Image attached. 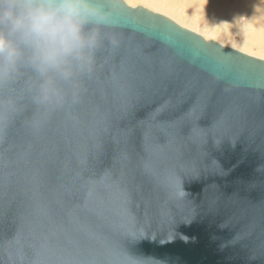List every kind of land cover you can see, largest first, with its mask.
<instances>
[{
  "label": "water",
  "instance_id": "1",
  "mask_svg": "<svg viewBox=\"0 0 264 264\" xmlns=\"http://www.w3.org/2000/svg\"><path fill=\"white\" fill-rule=\"evenodd\" d=\"M98 2L88 63L0 69V264H264V59Z\"/></svg>",
  "mask_w": 264,
  "mask_h": 264
},
{
  "label": "clouds",
  "instance_id": "2",
  "mask_svg": "<svg viewBox=\"0 0 264 264\" xmlns=\"http://www.w3.org/2000/svg\"><path fill=\"white\" fill-rule=\"evenodd\" d=\"M107 21L98 0H0V69H14L26 49L40 74L67 75L70 61H90L95 33L85 27Z\"/></svg>",
  "mask_w": 264,
  "mask_h": 264
},
{
  "label": "rangeland",
  "instance_id": "3",
  "mask_svg": "<svg viewBox=\"0 0 264 264\" xmlns=\"http://www.w3.org/2000/svg\"><path fill=\"white\" fill-rule=\"evenodd\" d=\"M136 2L139 4L143 1L137 0ZM160 2L163 5H166L165 11L168 14H170L177 20H180L186 26L192 28L195 31L198 30L202 34H222L223 36H218L225 42H227V37H232L231 41H228L232 44L236 41L239 43L243 42L241 37L244 34H241L239 25L237 23V20L235 19L237 15H239V17H242V20L240 19L239 21L240 23H242L244 22V20H246L245 17H250L251 20L252 17H258L261 14H264V0H160ZM186 9L188 10V13H191L192 15L198 16L200 18L198 25L191 23L189 20H186V16L184 15V13H179V11ZM245 9L246 13L244 12ZM237 12L239 13L236 14ZM261 34L262 32L260 31H252L248 34V36L246 35L243 38H246V41L248 42H252L258 36V38L255 40L264 43V40L261 39ZM246 49H248L249 52L251 51V53H255L264 57V45L263 49H261L257 45H249L246 47Z\"/></svg>",
  "mask_w": 264,
  "mask_h": 264
},
{
  "label": "bare ground",
  "instance_id": "4",
  "mask_svg": "<svg viewBox=\"0 0 264 264\" xmlns=\"http://www.w3.org/2000/svg\"><path fill=\"white\" fill-rule=\"evenodd\" d=\"M130 6H138L139 4L141 6H144L146 8H149L150 10H153L155 12H159V13H162L166 16H169L170 18H172L173 20H175L176 22H178L180 25L186 27V28H189L191 30H193L192 28L186 26L185 24H183L180 20H177L176 18L172 17L170 14H168L166 11H165V8H166V5H163L160 0H142L143 2L142 3H137L136 1L137 0H125ZM188 1V0H186ZM192 1V0H191ZM195 1V0H193ZM205 1V0H204ZM198 2V1H197ZM135 5V6H134ZM172 7V6H171ZM250 7V5H249ZM254 7V6H253ZM248 10V9H247ZM251 10V9H250ZM253 10V9H252ZM244 11V10H243ZM255 11V10H254ZM261 11V10H260ZM246 13V9L244 11ZM256 12V11H255ZM180 14H183L186 16L185 19L186 20H189L191 23H194V24H197L198 25V22L200 21V18L198 16H194L192 15L191 13H188V10H181L179 11ZM239 12H237L236 14H238ZM257 13V12H256ZM261 13V12H260ZM187 14V15H186ZM249 14V13H248ZM189 15V16H188ZM255 15V14H254ZM260 15V14H259ZM238 16V17H237ZM235 17V19L237 20V23L239 25V29L241 31V34H244L241 39L243 40L242 43H239V42H235V43H229L228 41H231L232 37H227V42L223 41L221 38H219L218 35H221L223 36L222 34H217V33H211L210 34H202L200 33L198 30H193L201 35H203L206 39H213V40H216L218 42H220L221 44L223 45H226V46H230V47H233V48H236L240 51H243L245 53H248L250 55H253V56H260V55H257L255 53H251V51L249 52L248 49H246L247 46L249 45H257L258 47H260L261 49H263V45L264 43H261L255 39L258 38H255L252 42H248L246 41V38H243L244 36H248L249 33H251L252 31H260L262 32L261 34V39L264 40V14H261L260 16L258 17H252V19L250 20V17H245L246 20H244V22L240 23V19L242 20V17H239V15H237ZM243 16V15H242ZM246 16V15H245ZM252 16V15H250ZM249 19V20H247ZM190 26V25H189ZM256 35V34H255ZM252 36V35H251ZM229 39V40H228ZM225 40V39H224ZM264 52V51H263ZM260 58H263L262 56H260Z\"/></svg>",
  "mask_w": 264,
  "mask_h": 264
}]
</instances>
